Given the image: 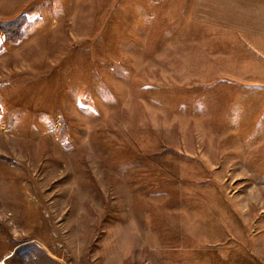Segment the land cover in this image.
Segmentation results:
<instances>
[{
    "label": "rangeland",
    "instance_id": "1",
    "mask_svg": "<svg viewBox=\"0 0 264 264\" xmlns=\"http://www.w3.org/2000/svg\"><path fill=\"white\" fill-rule=\"evenodd\" d=\"M0 264H264V0H0Z\"/></svg>",
    "mask_w": 264,
    "mask_h": 264
},
{
    "label": "trees",
    "instance_id": "2",
    "mask_svg": "<svg viewBox=\"0 0 264 264\" xmlns=\"http://www.w3.org/2000/svg\"><path fill=\"white\" fill-rule=\"evenodd\" d=\"M6 33H7V31H6Z\"/></svg>",
    "mask_w": 264,
    "mask_h": 264
}]
</instances>
